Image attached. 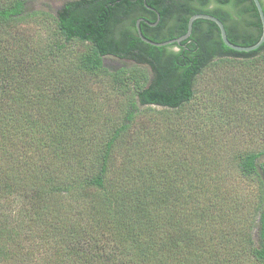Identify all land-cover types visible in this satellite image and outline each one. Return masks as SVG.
<instances>
[{"label": "trees", "instance_id": "16d2710c", "mask_svg": "<svg viewBox=\"0 0 264 264\" xmlns=\"http://www.w3.org/2000/svg\"><path fill=\"white\" fill-rule=\"evenodd\" d=\"M32 1L0 0V264H264V143L225 154L218 139L185 130L193 113L182 115L220 65L239 69L235 84L260 80L264 42L233 51L203 19L163 47L136 30L158 13L139 27L165 42L208 14L230 43L252 46L253 1L66 0L52 14L29 12ZM38 15L53 24L48 54L16 31ZM71 43L85 50L68 64ZM106 57L131 65L108 70ZM101 76L122 98L117 115L81 83ZM249 88H238L242 99ZM147 117L156 119L137 125ZM233 176L254 191L238 195Z\"/></svg>", "mask_w": 264, "mask_h": 264}, {"label": "rangeland", "instance_id": "374dc122", "mask_svg": "<svg viewBox=\"0 0 264 264\" xmlns=\"http://www.w3.org/2000/svg\"><path fill=\"white\" fill-rule=\"evenodd\" d=\"M64 1L66 0H34L27 9L29 12H47L50 9V14H52L53 10ZM16 26L17 33L22 36L24 41L26 40L32 48H39V52L48 54L47 46L51 42L52 38L50 37L53 33L51 20L38 15L20 21ZM84 50L85 46L79 43L68 44L63 55L64 61L70 64ZM103 63L108 70L131 65V62L127 60H119L114 57L104 58ZM217 68V73H222L219 78L213 77L214 73L211 76L210 72H205L204 78L199 80L197 99L192 111L182 114L187 115L192 112L193 117L184 123L183 128L195 133H205L212 140L218 139L221 142L220 146L225 149V154L228 155H232L234 151L241 152L259 148L264 143V72L261 71L260 80L254 81L253 85L245 81L252 87L249 88V94H245L246 100L242 99L237 91L241 86L244 87L245 83L241 81L240 84H235L234 77H232V71L235 72L239 69L237 67L233 69L228 65H220ZM81 83L87 90L91 101H101L104 96L108 99L110 112L114 115L119 113L123 103L122 98L108 89L105 77H86ZM260 92L263 97L252 98ZM245 100L250 101L251 108L246 106ZM153 119L156 118L138 120L137 125L148 124ZM228 184L234 187L238 195L241 196L249 195V192L254 191L256 186L253 180L240 179L235 176L229 179Z\"/></svg>", "mask_w": 264, "mask_h": 264}, {"label": "water", "instance_id": "95a60500", "mask_svg": "<svg viewBox=\"0 0 264 264\" xmlns=\"http://www.w3.org/2000/svg\"><path fill=\"white\" fill-rule=\"evenodd\" d=\"M252 1H253V4H254L255 8H256V11L258 13V17H259V20H260V23H261V34H260V37H259L258 41L252 46L245 47V46H239V45H234V44L230 43L228 41L227 37H226V33H225V29H224L223 24L217 18H215L214 16H211V15H208V14H195V15L191 16L188 19V22H187L186 32L182 36H180L178 38H174L172 40H168V41H165V42L157 43V42H152V41L146 39L142 35L140 27H139V23L140 22H144L145 24H147L149 26H155L158 23V21H159L158 13H157V20L153 24H150L147 21H145L144 19L139 18L136 21L137 34H138V37L141 39V41H143L144 43H147L149 45L155 46V47H163V46H168V45H171V44H179L181 41L186 40L191 35L193 22L195 20H197V19H203V20L211 21L217 26V28L219 30L220 38H221L223 44L227 48H229V49H231L233 51L245 52V53L246 52H250V51H254L264 42V13H263V9H262V6H261L259 0H252Z\"/></svg>", "mask_w": 264, "mask_h": 264}]
</instances>
